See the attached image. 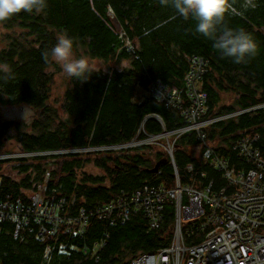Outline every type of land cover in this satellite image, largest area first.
I'll list each match as a JSON object with an SVG mask.
<instances>
[{
  "label": "trees",
  "instance_id": "1",
  "mask_svg": "<svg viewBox=\"0 0 264 264\" xmlns=\"http://www.w3.org/2000/svg\"><path fill=\"white\" fill-rule=\"evenodd\" d=\"M230 2L233 10L226 15V24L233 29L243 28L258 44V54L248 63L236 64L222 56L211 40L196 33L195 19H185L159 0H48L42 13L21 12L6 21L18 25L22 32L0 49V65L10 68L8 73L0 71V101L47 111L42 121L34 119L29 124L30 132L17 131L15 138L22 151L48 153L0 160V202L29 203L46 175L44 197L53 201L62 198L61 213L65 215H75L80 208L96 209L121 192L130 193L145 184L171 187L174 168L181 183L192 177L200 184L211 180L214 189L224 186L225 180L217 170L189 153V146L199 147L189 133L174 140L172 163L164 150L149 149L150 145L93 158L64 153L58 160L52 153L126 143L136 136L143 138L183 125L178 109L158 104L149 95L148 76L182 89L192 54L207 60L201 84L207 93V114L242 111L208 128L214 148L236 168L246 169L250 164L233 149V144L238 137L256 134V146L264 158V0H253L256 7L247 9L243 7L245 0ZM62 33L74 38L77 57L127 64L96 68L85 81L70 78L58 111L47 101L59 65L50 57L45 62L42 54L50 53ZM224 96L231 99L229 104L222 103ZM141 125L144 134L139 132ZM1 126L2 131L10 127L3 121ZM91 161L103 173L87 170ZM189 164L191 171L187 169ZM200 171H204L203 176ZM173 220L174 207L169 202L158 229H151L142 212L136 210L124 224L108 225L93 219L80 238L72 234V229L66 232V221L53 232L39 235L35 222L16 233L13 222L1 219L0 264H127L140 253L166 246ZM102 234L108 237L95 262L83 247L86 243L91 248ZM46 247L50 252L45 258Z\"/></svg>",
  "mask_w": 264,
  "mask_h": 264
},
{
  "label": "built area",
  "instance_id": "2",
  "mask_svg": "<svg viewBox=\"0 0 264 264\" xmlns=\"http://www.w3.org/2000/svg\"><path fill=\"white\" fill-rule=\"evenodd\" d=\"M206 71L207 60L192 54L188 58L182 89L148 76L149 95L158 104L178 109L183 125L143 138L136 136L126 143L61 149L52 153H83L86 149L109 148L126 150L155 144L163 148L172 163L174 140L189 133L198 142L201 159L220 173L225 180L224 186L214 189L211 180L200 184L192 177L190 181L181 183L174 168L175 182L171 187L145 184L130 193L121 192L116 199L96 209L80 208L75 215H65L61 213L64 205L62 198L53 201L44 197L46 175L44 182L30 196L29 203L0 202V220L13 222L16 233L28 227L31 221L35 222L39 235L53 232L58 224L66 221V232L72 229L73 235L83 238L93 219L105 221L108 225L124 224L136 210L142 212L151 229H158L164 220L165 205L170 202L174 207V220L169 243L154 252L140 253L127 264H264V158L256 146V134L238 137L233 144V149L250 164L246 169L236 168L214 148L208 138V128L242 111L219 116L207 114V93L201 89ZM141 130L144 134L142 125L139 132ZM47 153L22 150L15 154L0 152V160ZM187 169L191 171L192 166L187 165ZM199 174L203 176L204 171ZM194 229L195 233L192 232ZM107 237V234H102L93 241L91 248L89 244H84V251H89L95 262L100 259ZM192 238V241L188 240ZM48 252L49 247H46L45 258Z\"/></svg>",
  "mask_w": 264,
  "mask_h": 264
},
{
  "label": "clouds",
  "instance_id": "3",
  "mask_svg": "<svg viewBox=\"0 0 264 264\" xmlns=\"http://www.w3.org/2000/svg\"><path fill=\"white\" fill-rule=\"evenodd\" d=\"M160 4L171 6L185 19L197 21L195 31L213 42V47L222 56L231 58L236 64L248 63L258 54V44L253 35L243 28L233 29L226 22V15L233 10L230 0H159ZM48 7V0H0V23L21 13H42ZM243 7L255 8L253 0H245ZM74 38L62 33L50 53H43L45 62L59 65L69 78L85 81L96 72L94 62L86 56L74 53ZM0 71L10 72V68L0 65Z\"/></svg>",
  "mask_w": 264,
  "mask_h": 264
},
{
  "label": "rangeland",
  "instance_id": "4",
  "mask_svg": "<svg viewBox=\"0 0 264 264\" xmlns=\"http://www.w3.org/2000/svg\"><path fill=\"white\" fill-rule=\"evenodd\" d=\"M21 28L16 24L11 23H0V49L6 48L11 38L18 37L19 34H21ZM96 68H109V67H118L121 68L123 65L125 66L127 64V61H123L121 63L114 61L113 59H109L108 61H102L100 59H91ZM57 73L54 75V78L52 80V86L50 89L49 99H48V105L53 110L56 108L58 111H61V105L63 104V96L65 89L70 84L69 77H67L62 69L59 68L56 70ZM3 101V100H2ZM0 101V139H1V146H0V152L4 153H10L13 154L18 153L22 149L19 146L18 141L15 138V134L17 131H27L30 132L32 128L29 124L32 123L34 119H37L39 121H42L44 118V115L47 114V111L44 110V108L31 106L28 104H11L9 102ZM222 103L229 104L231 102V99H229L228 96H224L222 99ZM232 117V116H230ZM229 118V117H228ZM2 121L3 123L7 122L10 127L2 131ZM19 126V127H18ZM162 143H166L164 140H162ZM151 144V143H149ZM149 149H157L158 151H163V148L160 146H157L155 144H151ZM129 148L128 150H118L115 148H109V149H103V150H91L86 149L85 152L81 153L80 156L82 158H85L87 156L90 157H100L101 155H119L122 153H127L131 150L136 149V147H132V149ZM189 153L193 154V156L197 157V159H201V153L200 148L196 145L189 146L188 147ZM88 152L90 155H86ZM86 153V154H85ZM58 157V160L62 159V156L64 154L56 155ZM28 160V162L31 161V159H25ZM16 163L17 161H12ZM27 163V161H24ZM11 163V162H10ZM36 163V162H35ZM8 167L9 165L3 164V167ZM87 170L92 171L93 173H103V170L101 168L96 167L93 162H89L88 166L86 167ZM30 191H28L27 195H30Z\"/></svg>",
  "mask_w": 264,
  "mask_h": 264
},
{
  "label": "bare ground",
  "instance_id": "5",
  "mask_svg": "<svg viewBox=\"0 0 264 264\" xmlns=\"http://www.w3.org/2000/svg\"><path fill=\"white\" fill-rule=\"evenodd\" d=\"M87 148V147H86ZM49 252H50V249H49ZM49 252H48V254H49ZM44 254H45V251H44ZM48 254H47V256H48Z\"/></svg>",
  "mask_w": 264,
  "mask_h": 264
},
{
  "label": "water",
  "instance_id": "6",
  "mask_svg": "<svg viewBox=\"0 0 264 264\" xmlns=\"http://www.w3.org/2000/svg\"><path fill=\"white\" fill-rule=\"evenodd\" d=\"M157 167L155 166L154 169H156Z\"/></svg>",
  "mask_w": 264,
  "mask_h": 264
}]
</instances>
